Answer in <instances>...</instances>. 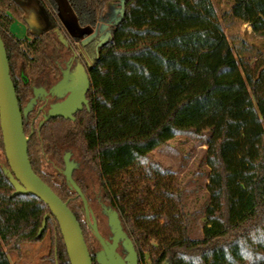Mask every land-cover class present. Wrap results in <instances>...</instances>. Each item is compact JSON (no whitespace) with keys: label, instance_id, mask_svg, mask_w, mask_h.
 <instances>
[{"label":"trees","instance_id":"trees-1","mask_svg":"<svg viewBox=\"0 0 264 264\" xmlns=\"http://www.w3.org/2000/svg\"><path fill=\"white\" fill-rule=\"evenodd\" d=\"M23 1L0 0V36L28 158L77 218L92 264L99 263L86 232L98 241L81 198L62 173L67 148L96 170L103 201L117 210L138 254L147 252L151 264H264V54L255 56L253 66L234 54L212 0H120L121 15L89 67V110L74 121L44 114L32 120L34 103L28 104L34 88L55 68L52 59L64 46L51 15L50 26L36 33L28 29V38L12 33L15 20L27 24ZM38 1L55 15L56 0ZM108 1L66 3L78 25L95 26ZM228 1L233 17L264 35V0ZM177 135L206 145L209 204L197 239L189 235L177 172L151 155ZM0 151L4 154L1 130ZM7 166L5 158L0 264H11L8 253L20 257L21 245L41 241L49 228L54 264H70L47 205L32 194H13ZM76 170L72 177L88 201Z\"/></svg>","mask_w":264,"mask_h":264},{"label":"rangeland","instance_id":"rangeland-1","mask_svg":"<svg viewBox=\"0 0 264 264\" xmlns=\"http://www.w3.org/2000/svg\"><path fill=\"white\" fill-rule=\"evenodd\" d=\"M37 3H27L26 11L28 20L33 21L34 27L37 20L47 19L46 10L43 5ZM218 21L232 46L233 52L237 57L248 58L251 66L255 62L257 54H264V35L260 36L251 31L247 23H243L233 17L230 12V2L228 0H212ZM58 9L55 12L56 18L63 23L69 33H78L91 30V27H80L75 17L68 7L66 0H58ZM38 8V9H37ZM122 6L120 0H110L105 3L102 19L98 25L90 32L96 36L99 43L105 41L110 34V26L120 17ZM26 20L25 12L22 14ZM19 17V16H18ZM48 20V19H47ZM27 22V21H26ZM42 23V22H41ZM11 26L12 33L18 38L28 36L29 23L15 20ZM206 145L200 143L195 138L188 135H177L166 145L154 150L151 155L165 166H169L177 172L178 182L183 190V201L185 210L189 217V235L197 239L202 236V226L205 219V211L209 204V196L206 190L207 172L209 167L205 157ZM67 149L63 150V153ZM75 157V158H74ZM72 158L77 167V175L83 177V185L88 197L89 207L92 209L100 233L109 235L106 216L102 214V204L107 205L101 197V188L97 172L93 166L82 162L77 154ZM0 164L5 166V157L0 151ZM92 166V167H91ZM60 169L62 164H58ZM53 173V170L49 169ZM83 217V216H82ZM84 218V217H83ZM164 219H162L163 221ZM86 238L91 251H97L99 244L95 241L90 232H86ZM52 236L49 228L41 241L25 242L21 245V256L17 257L14 253H8V259L12 264H54L52 252ZM140 264H151L147 252L139 254Z\"/></svg>","mask_w":264,"mask_h":264},{"label":"water","instance_id":"water-1","mask_svg":"<svg viewBox=\"0 0 264 264\" xmlns=\"http://www.w3.org/2000/svg\"><path fill=\"white\" fill-rule=\"evenodd\" d=\"M59 36L61 37L60 34ZM82 91V89L72 87L69 96L44 114V119L56 115L72 118L70 111L76 109L81 99L84 100ZM36 93V90H34V96L30 99L29 106L35 102ZM0 130L4 155L8 164L3 170L14 187L13 194H32L42 200L57 221L70 264H92L77 218L67 206V203L62 201L31 167L28 158V136L23 131L22 113L10 77L7 54L1 36ZM63 158L64 168L62 173L67 184L81 198L85 218L100 246V249L95 252L96 261L99 264H137L138 252L133 240L124 229L117 210L109 205L102 204V212L106 216L107 225L111 232L109 239H106L98 229L96 217L89 207L85 195L72 177V171L76 166L75 162L69 161L67 154ZM46 218L47 215L43 217L40 231L46 226ZM119 246L123 249V256L116 250Z\"/></svg>","mask_w":264,"mask_h":264},{"label":"flooded vegetation","instance_id":"flooded-vegetation-1","mask_svg":"<svg viewBox=\"0 0 264 264\" xmlns=\"http://www.w3.org/2000/svg\"><path fill=\"white\" fill-rule=\"evenodd\" d=\"M46 14L47 19L48 16H52L54 23L51 26H54L55 29L59 31L64 47L63 51L61 52V56L59 58L54 57L52 59L55 68L48 69L42 83L34 88V90L37 92V95L35 96V102L32 107V110L35 111V113L31 119L35 120L37 116L46 114L54 105L61 103L69 96L70 89L72 87H77L83 90L82 95L84 100L81 99L76 109L70 111L72 118L64 117L63 115L54 116L58 120L69 119L74 121L79 113L89 110V91L91 86L89 67L100 43L96 36L91 35L88 32L95 28L100 21L95 26L79 25L80 27H91V30L83 32L84 35H81L80 32L69 33L60 22L58 17L56 18V14L54 15L50 9L47 8ZM48 23L49 27V19ZM30 31L35 33L40 32L32 30ZM33 111L31 113H33ZM65 154H67L69 161H72L74 160L72 156L74 157V154L76 153L74 149L67 148L62 156L64 157ZM108 231L109 235H104L101 233L106 239H109V236L111 235L109 227ZM116 250L121 256L124 255L123 249L120 246L117 247ZM137 264H140L139 254L137 258Z\"/></svg>","mask_w":264,"mask_h":264},{"label":"crops","instance_id":"crops-1","mask_svg":"<svg viewBox=\"0 0 264 264\" xmlns=\"http://www.w3.org/2000/svg\"><path fill=\"white\" fill-rule=\"evenodd\" d=\"M57 1V5H58V0H56ZM31 3L32 2V4L34 5V3L33 2H35V3H37L36 2V0H26V1H23V2H21L20 3V5L22 6V8H23V10H24V12H25V17H26V21L29 23V25H30V28L32 29V31H41V30H44V29H46L47 27H48V25H49V23H48V20L46 19V20H44V18L42 17V20H37V23H35V26L36 27H34L33 25H32V22L33 21H30V20H28V17H27V11H26V5H27V3ZM59 6V5H58ZM58 6H57V9H58ZM38 9V8H37ZM42 22V23H41ZM62 23V22H61ZM33 24H34V22H33ZM63 24V23H62ZM11 26H13V25H11ZM11 28V27H10ZM11 263V262H10ZM12 264V263H11Z\"/></svg>","mask_w":264,"mask_h":264}]
</instances>
